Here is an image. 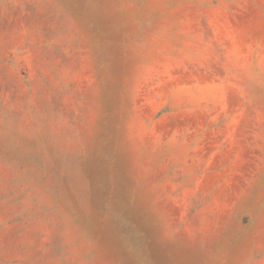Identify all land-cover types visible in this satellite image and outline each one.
<instances>
[{
    "label": "rangeland",
    "instance_id": "1",
    "mask_svg": "<svg viewBox=\"0 0 264 264\" xmlns=\"http://www.w3.org/2000/svg\"><path fill=\"white\" fill-rule=\"evenodd\" d=\"M0 264H264V0H0Z\"/></svg>",
    "mask_w": 264,
    "mask_h": 264
}]
</instances>
